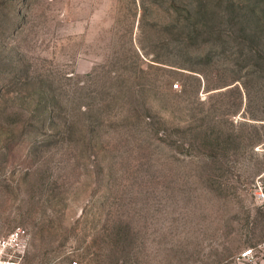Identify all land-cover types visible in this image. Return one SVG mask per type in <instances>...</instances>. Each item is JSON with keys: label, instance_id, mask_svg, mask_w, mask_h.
I'll list each match as a JSON object with an SVG mask.
<instances>
[{"label": "rangeland", "instance_id": "rangeland-1", "mask_svg": "<svg viewBox=\"0 0 264 264\" xmlns=\"http://www.w3.org/2000/svg\"><path fill=\"white\" fill-rule=\"evenodd\" d=\"M193 1L0 0L20 264H264V0Z\"/></svg>", "mask_w": 264, "mask_h": 264}, {"label": "built area", "instance_id": "built-area-1", "mask_svg": "<svg viewBox=\"0 0 264 264\" xmlns=\"http://www.w3.org/2000/svg\"><path fill=\"white\" fill-rule=\"evenodd\" d=\"M255 193L264 205V177L255 183ZM25 234L21 226H17L8 234L0 236V264H20L18 257L8 253V249L17 248L23 250L25 247ZM245 257L254 255V248L245 249L242 253Z\"/></svg>", "mask_w": 264, "mask_h": 264}, {"label": "trees", "instance_id": "trees-1", "mask_svg": "<svg viewBox=\"0 0 264 264\" xmlns=\"http://www.w3.org/2000/svg\"><path fill=\"white\" fill-rule=\"evenodd\" d=\"M193 1V0H192ZM193 2H195V0L193 1ZM195 4H196V6H195ZM195 4H193V5H190V3H188V4H186L185 6H186V8H185V10L187 11L186 13H187V20H191V19H193V17H191V14H192V11H196L199 7L197 6V3H195ZM189 12H191V13H189ZM184 21V20H183ZM186 21V20H185ZM207 20H204V19H202V20H198L197 22H194L193 24H195V25H193V24H191L190 22L188 23V24H186V23H182V28H183V31L185 30V31H187V32H189V33H191L192 31H195V29L197 28L196 26L197 25H205V24H207L208 22H206ZM157 58V59H156ZM156 58H154V59H156V60H159L158 59V57H156ZM184 67H187V68H190V69H194V68H196V67H194V66H192V65H186V64H184Z\"/></svg>", "mask_w": 264, "mask_h": 264}]
</instances>
